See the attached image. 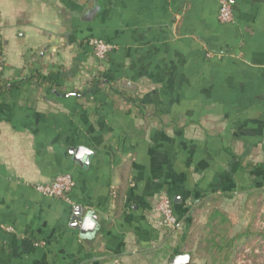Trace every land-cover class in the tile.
Segmentation results:
<instances>
[{"label":"crops","instance_id":"1","mask_svg":"<svg viewBox=\"0 0 264 264\" xmlns=\"http://www.w3.org/2000/svg\"><path fill=\"white\" fill-rule=\"evenodd\" d=\"M220 1L0 0V264H222L213 241L255 264L264 0H229L230 24ZM92 39L113 51L98 60ZM62 174L71 203L34 189ZM161 193L175 231L159 225ZM78 208L94 232L71 226Z\"/></svg>","mask_w":264,"mask_h":264},{"label":"built area","instance_id":"2","mask_svg":"<svg viewBox=\"0 0 264 264\" xmlns=\"http://www.w3.org/2000/svg\"><path fill=\"white\" fill-rule=\"evenodd\" d=\"M218 19L224 24L234 22V10L229 0H221ZM95 58L104 60L112 51L113 47L107 42L99 39L89 41ZM3 72V57L0 42V75ZM75 181L69 174L55 177L49 183L36 184L34 189L41 195L49 198L64 200L71 203L69 195L75 188ZM155 211L159 215V225L169 231L178 228V219L175 215L173 200L165 193H161L156 200Z\"/></svg>","mask_w":264,"mask_h":264},{"label":"water","instance_id":"3","mask_svg":"<svg viewBox=\"0 0 264 264\" xmlns=\"http://www.w3.org/2000/svg\"><path fill=\"white\" fill-rule=\"evenodd\" d=\"M86 150L84 148L72 149L71 153L74 155V160L82 161V155ZM97 217L91 214L85 215L84 211L81 209H76L71 217V226L81 232L83 235H87L95 231L97 225ZM191 255L183 254L175 256L171 264H190Z\"/></svg>","mask_w":264,"mask_h":264},{"label":"trees","instance_id":"4","mask_svg":"<svg viewBox=\"0 0 264 264\" xmlns=\"http://www.w3.org/2000/svg\"><path fill=\"white\" fill-rule=\"evenodd\" d=\"M44 80H46V78H43ZM102 84H105L104 80L99 77L97 78L96 80H94L91 88L89 90H86L84 92H76L75 95L77 97H82V96H86L88 94H91V93H96L98 90H99V87L102 85ZM127 100H132V98H127ZM263 203H257L256 206H255V215H257L260 210H261V207H262ZM251 232V229L249 230ZM257 235H258V232H257ZM244 237V234H241L240 235V238ZM225 240V239H223ZM242 240V239H241ZM240 240V241H241ZM235 242V240L233 241V243ZM232 242H228V241H223L222 244H217L216 242L213 241V246L215 249H218V252H219V255L218 256H214V263H217V262H220L222 264H232V261L234 259L233 257V245L231 244ZM229 249V250H226V249ZM225 252V255H223L222 253Z\"/></svg>","mask_w":264,"mask_h":264},{"label":"rangeland","instance_id":"5","mask_svg":"<svg viewBox=\"0 0 264 264\" xmlns=\"http://www.w3.org/2000/svg\"><path fill=\"white\" fill-rule=\"evenodd\" d=\"M258 218H261V216L258 215ZM257 229L260 231V229L258 227H257ZM251 247L260 250L259 255H257L258 257H256L255 264H262V261L264 259V252H263V250H264V236L263 235L260 236V237L258 236L257 240H256V244H251ZM197 255H198L197 256L198 258L202 257V255H203L202 254V250L201 251L198 250V254ZM210 259L212 261L214 260V258H210ZM240 259L242 260V257H240Z\"/></svg>","mask_w":264,"mask_h":264}]
</instances>
